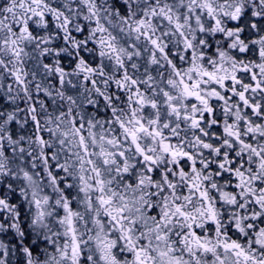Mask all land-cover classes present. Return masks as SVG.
I'll return each instance as SVG.
<instances>
[{
	"label": "snow or ice",
	"instance_id": "6c2138e0",
	"mask_svg": "<svg viewBox=\"0 0 264 264\" xmlns=\"http://www.w3.org/2000/svg\"><path fill=\"white\" fill-rule=\"evenodd\" d=\"M0 264H264V0H0Z\"/></svg>",
	"mask_w": 264,
	"mask_h": 264
}]
</instances>
